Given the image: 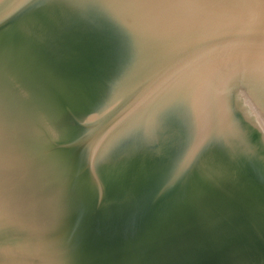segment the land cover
Masks as SVG:
<instances>
[{"label":"water","instance_id":"obj_1","mask_svg":"<svg viewBox=\"0 0 264 264\" xmlns=\"http://www.w3.org/2000/svg\"><path fill=\"white\" fill-rule=\"evenodd\" d=\"M264 0H0V264H264Z\"/></svg>","mask_w":264,"mask_h":264},{"label":"snow or ice","instance_id":"obj_2","mask_svg":"<svg viewBox=\"0 0 264 264\" xmlns=\"http://www.w3.org/2000/svg\"><path fill=\"white\" fill-rule=\"evenodd\" d=\"M262 103H264V101H262Z\"/></svg>","mask_w":264,"mask_h":264}]
</instances>
